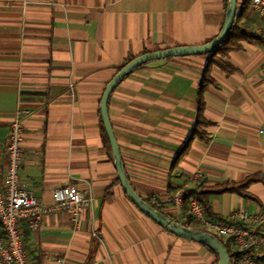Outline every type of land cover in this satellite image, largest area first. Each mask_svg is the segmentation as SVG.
Instances as JSON below:
<instances>
[{
  "label": "crops",
  "instance_id": "1",
  "mask_svg": "<svg viewBox=\"0 0 264 264\" xmlns=\"http://www.w3.org/2000/svg\"><path fill=\"white\" fill-rule=\"evenodd\" d=\"M243 0H239L238 9ZM228 0H0V184L11 121L19 103L24 156L19 174L37 198L53 203L64 185L90 190L94 207L75 221L47 214L39 228L21 223L32 264H217L208 246L177 236L142 212L124 191L107 144L101 102L119 70L145 53L213 40ZM252 33L214 65L196 127L206 54L149 61L123 78L109 115L127 178L170 218L167 199L191 174L202 179L212 218L264 212V21L245 10ZM261 130H263L261 132ZM106 132V131H105ZM184 149V150H183Z\"/></svg>",
  "mask_w": 264,
  "mask_h": 264
},
{
  "label": "built area",
  "instance_id": "2",
  "mask_svg": "<svg viewBox=\"0 0 264 264\" xmlns=\"http://www.w3.org/2000/svg\"><path fill=\"white\" fill-rule=\"evenodd\" d=\"M251 8L264 21V0H252ZM29 114V108L21 103L17 105L5 149L7 166L4 181L0 184V264H32L25 247L22 222L37 229L45 215L60 210L69 211L77 221L84 209L94 207L90 190L83 192L72 185L60 186L53 192V203L46 204L22 181L19 169L25 153L23 118ZM201 179V173L191 174L188 181L168 197L167 201L175 208L174 220L232 239L237 251L230 255V264H264V212L253 214L240 209L227 219L210 217L193 192V186Z\"/></svg>",
  "mask_w": 264,
  "mask_h": 264
},
{
  "label": "water",
  "instance_id": "3",
  "mask_svg": "<svg viewBox=\"0 0 264 264\" xmlns=\"http://www.w3.org/2000/svg\"><path fill=\"white\" fill-rule=\"evenodd\" d=\"M238 4L239 0H228L226 17L222 30L213 40L209 41L208 43L198 46H175L166 49H160L140 55L125 64L108 84L101 102L102 119L106 134L112 147L118 178L128 197L142 212H144L148 217L153 219L169 232L177 236L199 242L214 249L219 255V261L217 264H230V253L225 247L224 243L215 234L202 229L188 227L179 223L178 221H175L165 213L152 206L147 200L143 199L135 192L126 175L121 157V151L111 124L108 104L110 96L116 85L141 65L157 59L208 54L216 50L226 40L233 29L238 13Z\"/></svg>",
  "mask_w": 264,
  "mask_h": 264
},
{
  "label": "trees",
  "instance_id": "4",
  "mask_svg": "<svg viewBox=\"0 0 264 264\" xmlns=\"http://www.w3.org/2000/svg\"><path fill=\"white\" fill-rule=\"evenodd\" d=\"M252 0H243L241 4V8L238 9L237 17L233 26V29L230 33V35L226 38V40L214 51L206 54L209 57L208 63L205 67L203 78L200 84L199 89V108H198V116H197V122L196 127L192 133V136L190 140L188 141L187 145L185 146V149L189 147L191 141L198 135H202V132L200 130V126L204 124H208V121L206 120L204 116V108H205V101H204V93L209 87V85L214 83V80L211 76V69L214 65H217L221 67L226 72H234L236 70V67L232 65L231 63L227 62L224 58L228 55V53L232 50H239L243 48V40L247 39H255V40H262L263 38L259 36L258 34L252 33L249 28V23L247 21L242 23V17L244 15L245 10L250 6ZM239 5V4H238ZM105 139L107 144H109V139L104 131ZM184 150V149H183ZM251 179L246 180L242 184L234 185L232 187L229 186H222L219 189H212L207 192H195L199 198V200L202 202L207 214L209 216H212L210 213V205L209 201L206 199L207 193H220L224 192L225 190H238L239 187H245L248 185ZM149 203L163 212V210L155 203L149 200ZM187 212V209H185V213ZM194 228L201 229L198 226H193ZM0 233H2V225L0 223ZM225 245V247L228 249L230 255H232L234 252H236V247L234 246V243L232 239L225 238L222 236H217ZM209 249L216 253V251L209 247ZM217 254V253H216Z\"/></svg>",
  "mask_w": 264,
  "mask_h": 264
}]
</instances>
